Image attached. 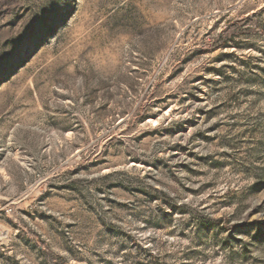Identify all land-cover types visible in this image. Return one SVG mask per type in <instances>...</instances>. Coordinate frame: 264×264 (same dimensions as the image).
<instances>
[{
	"label": "rangeland",
	"instance_id": "1",
	"mask_svg": "<svg viewBox=\"0 0 264 264\" xmlns=\"http://www.w3.org/2000/svg\"><path fill=\"white\" fill-rule=\"evenodd\" d=\"M0 264H264V0H0Z\"/></svg>",
	"mask_w": 264,
	"mask_h": 264
}]
</instances>
